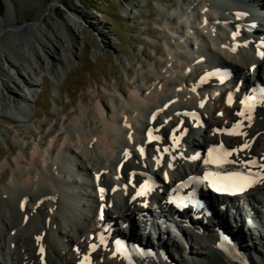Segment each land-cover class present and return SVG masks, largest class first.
Masks as SVG:
<instances>
[{"label": "bare ground", "instance_id": "1", "mask_svg": "<svg viewBox=\"0 0 264 264\" xmlns=\"http://www.w3.org/2000/svg\"><path fill=\"white\" fill-rule=\"evenodd\" d=\"M238 1L248 4V0ZM206 2L207 0L185 1L189 9L191 6L195 10L191 12L189 17L188 13L178 25L181 26L182 23L183 28L185 24L189 25L192 19L196 20L197 23L191 22L190 24L200 29L199 38L205 34L213 42V46L216 48L215 54L220 58V61L225 65L233 66L240 78L245 77L248 69L254 64H260L261 60L256 59L253 54V47L241 49L237 53L220 47L229 36L225 28L229 29L230 26H225L223 23L214 24L210 15L211 12L204 11ZM236 2L237 0H230L228 5L221 6L219 10L224 20H235L233 12L244 7V5H237ZM253 2L258 6H264V0H253ZM178 12L183 13L184 11L178 10L166 22L169 30L176 26L173 21H175L176 16L180 17L181 13L178 14ZM222 17L220 19H223ZM40 18V16L37 17L36 23ZM206 19L209 22L207 24H205ZM9 20L0 22L2 30L0 37H3V46L5 42H8L18 49L16 43L22 39L23 34L21 33L23 32H19L21 30L19 27L8 23ZM36 23L26 27V34L30 33L35 40L34 47L26 48L20 42L19 58H14L9 63V69L16 72L14 76H17L21 83L15 80L14 76L5 74L8 80L14 81V87H16L8 90L10 96L15 99H22L25 103L23 109L16 107L14 108L16 110H13V114L20 121L31 117L29 107L36 99L34 95L37 78L41 77L43 73H48L54 75L56 81L60 79V71L56 66L59 63L58 50L44 38ZM71 23L75 27L79 24L74 18L68 19L66 27L73 32L74 28L71 27ZM18 33H20L19 36ZM15 36H18L17 40ZM70 40L75 41L73 33ZM170 40L171 37L167 36L168 45H170ZM192 40L194 43H198L197 39L193 38ZM183 46L189 48L192 45L187 40H183L182 44L176 42L173 46L174 52L159 49L157 54H162L163 58L155 63L156 72L153 70L155 74H153L152 79L144 86L145 88L135 85L131 87L129 94L119 95L120 103L111 114L107 113V104L103 98L100 99L92 113L94 120L100 123V129L91 128L88 130L84 128V117L87 116L88 111L86 106H82L74 113L69 114V116H73V119H71L70 125L68 124L69 126L65 130L63 129L69 141L72 140L73 146L65 141V145L61 144L62 146L59 147L57 156L52 153L56 146L55 143L65 137L61 134L62 132H59L58 125H55L53 129L56 131L51 133L54 137L53 141L47 145L43 144L42 140L41 143L28 145L30 152L20 146L12 155L13 160L6 159L0 165V209H2V213L0 212V264H43L45 260L47 264H68L77 258V255L72 251L73 247L86 243L92 229L97 225L96 206L99 205L101 197L97 192L98 184L95 174L102 169L110 170V174L103 176L102 181L111 183L117 172V163L122 159L124 149L127 147L132 149L135 157L125 165V170L129 171L132 168V164L136 162V144L144 140L141 127L148 124L149 116L155 108L163 106L174 98H178L179 102L173 103L168 112L180 109L187 110L188 106L181 105L182 100L185 99L191 107H196L198 104L203 90L196 95L192 94L186 86H190L189 83L196 78L200 71L213 65L208 62L205 65L196 66L194 62L203 56L200 50L204 49H194L180 54ZM72 50H74L73 46ZM165 54H168L171 59H166ZM150 60L153 61V58ZM246 66L247 70L245 69ZM188 67L192 69L191 73H188ZM25 72L29 73L28 76L24 75ZM20 84H23L29 93L21 94L23 91ZM178 87L183 88L182 92L178 91ZM223 103V98H220L218 104L224 110L225 118L223 119L217 117L220 108L215 111H213V107L208 108L207 113L211 123L220 124L225 122L227 116H234L232 108L223 106ZM263 111L264 109L262 112L258 110L251 121V125L256 129L252 131L257 133L255 138L251 141H246L244 137L226 139L238 146L249 142L250 148L245 152H240V154L244 157L256 155L261 162H264ZM164 130L166 127L163 128ZM215 139L216 137H212V130L209 128L200 139L199 145ZM218 139L222 140L223 138L218 137ZM176 166L183 169V172H186L189 167L195 168V166H191L188 160L179 161ZM180 176L182 175L178 172L177 178L179 179ZM43 198H47V200L44 201ZM158 199L161 203L159 215L165 218L171 210L169 211L164 204L163 197ZM109 200H116L120 204L124 203L122 193H118L114 197L110 196ZM238 202L239 210L242 204L247 206L251 202L264 208V186L260 187L256 194H249ZM24 205H27L26 211H24ZM124 208L129 216L120 219L123 223L138 211L128 203V200H126ZM254 211L256 215H259V219L262 213L264 214L260 210ZM115 214L120 217L122 213L117 211ZM26 215L29 216L28 220L25 218ZM191 222L193 228L188 226L187 220H183L175 227L177 234L175 236L173 233L170 234L172 237L169 242L178 254L177 259L170 264H241V258L246 261V264H264V254L256 251L258 259L254 260L253 257H249V246L247 248L245 245H242V249L245 250L246 255H240L234 260L232 256L220 250V242L215 233L210 231L208 236L201 235L197 231L199 223L192 220ZM261 223L264 225V221ZM218 225L220 224L216 226ZM240 233L241 239L246 240L243 232ZM253 233L254 236L257 235L256 241L264 242V233L259 235L254 231ZM39 235H45L43 257L38 251L39 243L36 237ZM109 255L110 253L100 255V257H104L101 264H123L117 259H110ZM154 262L148 264H162L161 260H154Z\"/></svg>", "mask_w": 264, "mask_h": 264}, {"label": "rangeland", "instance_id": "2", "mask_svg": "<svg viewBox=\"0 0 264 264\" xmlns=\"http://www.w3.org/2000/svg\"><path fill=\"white\" fill-rule=\"evenodd\" d=\"M11 1L4 0L5 12L4 16H0V22L10 19L8 23L23 32L22 45L33 48L35 40L30 33L26 34V27L34 25L40 16L37 27L59 53L56 66L60 79L57 83L54 75L48 73L38 77L34 92L36 99L29 107L31 117L17 120L13 110L16 107L23 109L25 103L10 96L8 90L16 87L5 74L16 75L15 71L9 69V63L19 58L20 42L16 43L18 49L8 42L3 46L4 40L0 37V165L6 159L13 160L12 155L20 146L30 152L29 146L33 143H41L42 140L46 145L53 141L51 131H56L53 129L55 125L65 136L55 143L56 151L66 142L72 145L64 130L73 119L69 114L82 106H86L88 111L84 117V128L100 129V123L94 120L92 114L95 105L103 98L107 113L111 114L120 103L119 95L129 94L135 85L145 88L156 72L154 63L161 61V57L155 56L159 49L162 50L158 40L167 38L166 22L174 15L173 11L167 10L176 8L178 11L187 0ZM69 18H74L79 24L77 27L70 24L73 32L66 27ZM71 32L75 41L70 40ZM18 36H15L16 40ZM28 74L24 73L25 76ZM14 77L20 82L17 76ZM23 87L22 84L21 94L29 93ZM250 127L244 129L248 134L247 138L244 137L246 141H251L257 135L254 133L255 127ZM255 245L256 251L264 254V242L258 240ZM256 255H253V259H258Z\"/></svg>", "mask_w": 264, "mask_h": 264}, {"label": "snow or ice", "instance_id": "3", "mask_svg": "<svg viewBox=\"0 0 264 264\" xmlns=\"http://www.w3.org/2000/svg\"><path fill=\"white\" fill-rule=\"evenodd\" d=\"M207 24V20L205 21ZM239 36V31L234 32L232 34L233 40H236ZM240 45L237 44L233 47V51L235 52L236 49ZM246 46V45H245ZM260 49L258 51V56L261 60H264V42L260 43ZM252 71L255 72V67L252 68ZM215 76L221 83L223 82V74L222 73H207L204 77L201 78L200 83H204L208 79ZM197 90V86L192 87V91L195 92ZM239 89H237L238 91ZM227 103L231 106L234 103V97L232 94H229L227 97ZM239 104L241 105L243 110L237 111L235 113L236 116L241 117L240 121L235 122L231 128H216L214 130L215 133L226 134L231 137H245L247 138L248 134L243 129L248 126H251V121L253 117V113L257 107V105L264 106V87H253L251 89V94H246L243 99L239 100ZM200 108L205 106V101L202 100L200 102ZM180 115V113H177ZM185 115L190 116L194 121H199L200 116L196 112L185 113ZM219 115L223 116V113H219ZM153 120L156 119L154 115L152 117ZM247 121V124H245ZM183 123V122H181ZM186 131V130H185ZM148 140L151 141H160V136H154L153 132L150 130L147 133ZM131 139V136H129ZM179 142V137L176 135L174 131L172 134V143L175 146ZM250 148V143L245 142L240 145L238 148H228L225 146L223 142L219 143L218 145H213L207 150V159L203 161L205 165H212L216 169L220 171H207L203 176H192L188 180L181 182L175 189H172V194L169 195L167 203L173 204L177 209L184 210L186 208L192 207L199 210L205 209V204L197 198V192L192 191L187 195H177V193L183 191L185 188L189 187L190 185H204L210 186L212 190L220 194H228L235 196L237 194H242L249 188L253 187L254 185L260 183L264 184V162H260L257 159H247V160H238L234 159L233 157L238 156L240 152H245ZM138 151L141 156H144L145 149L143 146L138 148ZM159 152L160 149L157 148ZM163 152H169V148H164ZM126 155H131L130 152L126 153ZM175 159V157H172ZM156 162V165L159 166L163 159L162 155L153 158ZM191 159L196 160L198 157L193 155ZM227 165H232L233 167L239 165L243 170H228L224 171ZM168 167L172 168L173 165L169 164ZM255 169V171L253 170ZM165 179L168 178V173H164ZM97 180H99V175L97 176ZM133 187H136V184L133 183ZM125 190L127 189L128 185H125ZM153 190L152 185L145 180L141 183L136 191L135 196H133V200L135 201L139 197H147L149 193ZM105 189L100 188L101 198H103ZM144 207H147V202L145 201L143 204ZM211 215V213H208ZM103 219V216L101 215ZM93 241L97 240L96 236L91 238ZM37 242L39 243L42 240L41 236L36 237ZM224 240L227 241L229 245L232 244V241L225 236ZM115 250L112 251L109 248V240L106 235V231L102 230L98 236V242H93L89 245V251L82 256L80 260V264H95L92 254L96 252L98 249H103L104 251H111L113 259L122 258L126 264H135L134 256L145 257L151 256L155 257L157 253L154 251H149L141 247H130L127 242L123 239H116L114 241ZM223 248V245H221ZM225 252H228L230 256H232V252L229 251L228 248L223 249ZM44 248L41 246L39 248V252L41 257L44 254ZM76 251L79 253L80 249L77 248ZM103 258L101 257V260ZM241 264H246L241 258Z\"/></svg>", "mask_w": 264, "mask_h": 264}, {"label": "trees", "instance_id": "4", "mask_svg": "<svg viewBox=\"0 0 264 264\" xmlns=\"http://www.w3.org/2000/svg\"><path fill=\"white\" fill-rule=\"evenodd\" d=\"M4 12H5V3L4 0L0 1V16H4Z\"/></svg>", "mask_w": 264, "mask_h": 264}, {"label": "water", "instance_id": "5", "mask_svg": "<svg viewBox=\"0 0 264 264\" xmlns=\"http://www.w3.org/2000/svg\"><path fill=\"white\" fill-rule=\"evenodd\" d=\"M1 34V33H0Z\"/></svg>", "mask_w": 264, "mask_h": 264}]
</instances>
